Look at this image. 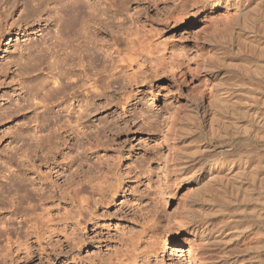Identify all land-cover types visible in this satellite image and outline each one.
<instances>
[{"label": "rangeland", "instance_id": "obj_1", "mask_svg": "<svg viewBox=\"0 0 264 264\" xmlns=\"http://www.w3.org/2000/svg\"><path fill=\"white\" fill-rule=\"evenodd\" d=\"M80 1L89 49L55 0H0V264H264L256 1Z\"/></svg>", "mask_w": 264, "mask_h": 264}, {"label": "bare ground", "instance_id": "obj_2", "mask_svg": "<svg viewBox=\"0 0 264 264\" xmlns=\"http://www.w3.org/2000/svg\"><path fill=\"white\" fill-rule=\"evenodd\" d=\"M85 1V0H84ZM87 1V0H86ZM199 1H204L205 3H208L209 1H211V7H216V8H219V7H221V6H223V8L225 7H234V8H238V7H241V5H243V4H245V3H248L249 1H251V0H198V2ZM256 1V5L257 6H254V7H247V9H245V10H243V13L241 12V14L243 15H246V14H248L249 16H250V18L251 17H253V16H257L258 15V21H259V25H260V27H262L263 29H264V5H263V3H262V1L263 0H255ZM81 1L80 0H55V2H54V4L49 8L48 7V9H50V10H52L53 12H54V16H53V21H54V24L56 25V29H57V31H56V33H58L59 34V31H60V33H61V28L62 27H67V29H66V31L67 30H70V32L71 31H73L74 32V35H72V37L74 38V40L76 41V42H78V44H77V47H79V48H81L83 45L85 46V49H87L86 47H88V49H89V46H87L88 45V43H89V39H87L88 37V35L86 34L87 33V29H88V27L89 26H91L90 25V22H93L92 21V19H94L95 18V16H97V15H94V12H95V10H94V7H93V3L91 4V2L89 3V1L88 2H86V3H80ZM264 2V1H263ZM252 4V3H251ZM51 5V4H50ZM246 5V4H245ZM249 6V5H248ZM253 6V5H252ZM243 7H246V6H243ZM242 7V8H243ZM242 8H240L241 10H242ZM244 9V8H243ZM70 11V12H69ZM228 12V11H227ZM243 15V16H244ZM249 16H245L246 18L247 17H249ZM97 18V17H96ZM101 18V17H100ZM99 18V19H100ZM254 18V17H253ZM252 18V19H253ZM256 18V17H255ZM252 19H250L249 21V25H248V28H253V26H254V23H252L253 21H252ZM106 20V19H105ZM245 20H248V19H245ZM255 20V19H254ZM102 21V20H101ZM244 21V20H243ZM246 22V21H245ZM248 22V21H247ZM257 22V21H256ZM92 25H93V23H91ZM248 24V23H247ZM256 24V23H255ZM258 24V23H257ZM70 26H71V28L73 29V30H71V29H69L70 28ZM69 27V28H68ZM246 27V26H245ZM90 28V27H89ZM91 29V28H90ZM250 29H248V31L250 30ZM258 29H259V27H258ZM257 29V26H256V28H255V30H258ZM261 29V28H260ZM259 29V30H260ZM254 30V29H253ZM254 32V31H253ZM91 33V32H90ZM57 35V34H56ZM56 35H54L53 37H54V39H59V40H61L60 39V35L59 36H56ZM90 35V34H89ZM53 37H52V40H54L53 39ZM69 37V36H68ZM67 37V38H68ZM71 37V36H70ZM72 37H71V39H72ZM91 37V36H90ZM89 37V38H90ZM59 40H57V41H59ZM73 40V39H72ZM74 41V42H75ZM50 42V41H49ZM55 42L53 41V43H48V42H46V41H41L38 45H37V47H35V52H34V54H33V52H32V49H30L31 51H29L28 50V48L26 49V50H28V52H27V59H29L30 57H34V56H36V57H39V60L41 61L42 59H44V58H47L46 56H49L50 58L51 57H53V60L52 61H50V62H48V66L49 67H55L57 64V57H56V53H58V50H57V52H56V50L54 49V45L56 44V46H57V44H58V42L57 43H55ZM54 44V45H53ZM90 44V43H89ZM34 45L35 44H33V45H31V46H33L34 47ZM52 45V46H51ZM92 45V44H91ZM263 45V44H262ZM36 46V45H35ZM58 46H59V44H58ZM57 46V47H58ZM29 47H30V45H29ZM56 47V48H57ZM63 48V47H62ZM66 48V47H65ZM260 48H262V47H260ZM53 49H54V51H53ZM58 49V48H57ZM82 49V48H81ZM62 50H65V49H62ZM71 50H73V49H71ZM70 51V50H69ZM260 51V50H259ZM54 52H56V53H54ZM66 52V51H65ZM64 52V55L65 56H68V58H69V53L70 52H66L65 53ZM264 52V51H263ZM262 53V52H261ZM54 54V55H53ZM72 54V53H71ZM60 55V54H59ZM28 56H30L29 58H28ZM21 58H22V56H21ZM37 58H35V60H36ZM67 59V58H66ZM72 59V58H71ZM63 60H65V59H63ZM31 61V60H30ZM30 61H29V63H30ZM34 61V60H33ZM71 61V60H70ZM28 62V61H27ZM26 62V60L24 61V64H28ZM35 62V61H34ZM31 63H32V61H31ZM36 63V62H35ZM79 64V63H78ZM36 65H37V63H36ZM42 65V64H41ZM47 65V64H46ZM66 65V64H65ZM53 67V68H54ZM56 68V67H55ZM54 68V70H55V72H60V71H57L56 69L58 68H56L55 69ZM53 70V69H52ZM52 70H50L49 71V73H50V77H51V79H50V81H53V84H54V86L53 87H49V89L47 88V81L44 83V82H42L41 81V83L39 84V86H36V87H34V89L36 88V89H38L39 88V90H40V94L42 93L41 91H45V94H43L42 96H39V94H38V97H39V99H40V97H42L41 98V100H39L38 99V101L36 100V94H33V95H35V96H31V97H33L36 101L33 103V107H35L37 104H39L40 103V107H43L44 109L40 112V113H38V112H36V114L35 115H37L38 114V116L42 113V114H48L47 112H49L50 110H49V108H48V105H45V103H47L46 101H47V98H50L51 97V93H54L56 90H58V89H60L59 87H60V85L62 84L63 85V83H61L60 84V81H62V80H60V78H61V72L58 74H54V73H52ZM48 72V71H47ZM46 72V73H47ZM48 74V73H47ZM48 77H49V75H48ZM43 80V79H42ZM40 81V80H39ZM108 81V80H107ZM109 82V81H108ZM39 83V82H38ZM50 83H52V82H50ZM55 83L57 84L56 86H55ZM74 84V83H73ZM34 85H36V83L34 84ZM38 85V84H37ZM93 86H95L94 85V83L91 85V89L93 88ZM38 87V88H37ZM45 88H47V90L45 89ZM62 88V87H61ZM34 91V90H33ZM32 91V92H33ZM65 91V90H64ZM59 92H60V90H59ZM34 93H36V92H34ZM69 94V93H68ZM247 95H249V94H247ZM44 96V97H43ZM48 96V97H47ZM257 96V95H256ZM32 98V101H34V99ZM51 98H54V97H51ZM29 99H31V98H29ZM50 101H52L51 99H50ZM49 101V99H48V102H50ZM41 102L42 103H44L42 106H41ZM30 107H32L31 105H30ZM29 107V108H30ZM251 108V107H250ZM74 110V109H73ZM71 111V110H70ZM239 111V110H238ZM69 112V111H68ZM77 112V111H76ZM88 112V111H87ZM90 112V111H89ZM258 112V111H257ZM259 114H257V115H259L258 117L257 116H255L253 119H251V123H250V129H251V127H255L256 128V126H258V127H261L262 128V130H261V132H260V141L262 140V141H264V111H260L259 110ZM82 114V113H81ZM49 115H51V114H49ZM53 115V114H52ZM51 115V116H52ZM37 116V118H39ZM43 116V115H42ZM50 116V117H51ZM78 116H79V114H78ZM46 117V116H45ZM48 117V116H47ZM49 118V117H48ZM48 118H45V119H47L48 120ZM52 118V117H51ZM56 118H58V117H56ZM79 118V117H78ZM257 118H259L258 120H257ZM55 121H56V119H54ZM61 120V119H60ZM59 119L56 121V122H58L59 123V121H60ZM61 122V121H60ZM261 122V123H260ZM57 123V124H58ZM39 127V126H38ZM47 129V128H46ZM60 129V128H59ZM58 129V130H59ZM254 129V128H253ZM258 129V128H257ZM256 129H254V131H255ZM252 131V130H251ZM260 131V130H259ZM37 132V131H36ZM40 132V131H39ZM50 132H53V134H54V131H50ZM256 132H257V130H256ZM252 133V132H251ZM40 134V133H39ZM53 134H51V135H53ZM256 135V134H255ZM254 135V136H255ZM40 136V135H39ZM39 136L38 135H35L34 137H38L39 138ZM41 136H44V135H41ZM44 137H46V135L44 136ZM54 137V136H53ZM55 137H56V135H55ZM257 137V136H256ZM259 137V136H258ZM42 138V137H41ZM47 138V137H46ZM52 138V137H51ZM253 138V137H252ZM36 139V138H35ZM44 138H42V140H43ZM41 140V141H42ZM49 140H51V139H49ZM40 141V140H39ZM47 141H48V139H47ZM259 141V140H258ZM36 142H37V139H36ZM201 151V150H200ZM262 172V171H261ZM254 173V172H253ZM263 174L261 175V174H259L260 176H261V182H260V187L261 188H264V172H262ZM258 174V173H257ZM253 175L254 174H252V177H253ZM255 176V175H254ZM257 176V175H256ZM238 184H241V183H238ZM253 190V189H252ZM262 190V192L264 191V189H261ZM249 192H250V190H249ZM252 192V191H251ZM259 192H260V190H259ZM251 195V194H250ZM257 196V195H256ZM264 196V195H263ZM248 197V196H247ZM249 198V197H248ZM251 198V197H250ZM261 198V197H260ZM251 199H253V198H251ZM259 200H262V199H259ZM256 202H258V199H257V201ZM263 202V201H262ZM262 204V203H261ZM261 208V207H260Z\"/></svg>", "mask_w": 264, "mask_h": 264}]
</instances>
